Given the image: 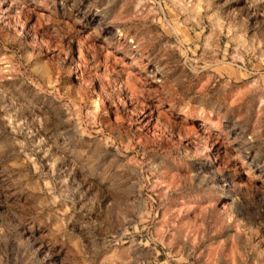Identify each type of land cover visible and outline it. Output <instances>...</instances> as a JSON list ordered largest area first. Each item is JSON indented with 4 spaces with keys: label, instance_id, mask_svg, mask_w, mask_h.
<instances>
[{
    "label": "clouds",
    "instance_id": "clouds-1",
    "mask_svg": "<svg viewBox=\"0 0 264 264\" xmlns=\"http://www.w3.org/2000/svg\"><path fill=\"white\" fill-rule=\"evenodd\" d=\"M0 264H264V0H0Z\"/></svg>",
    "mask_w": 264,
    "mask_h": 264
}]
</instances>
